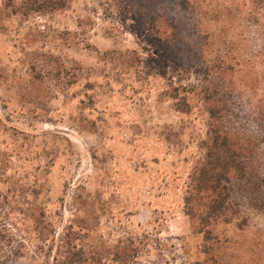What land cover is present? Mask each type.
I'll use <instances>...</instances> for the list:
<instances>
[{
  "label": "rangeland",
  "instance_id": "374dc122",
  "mask_svg": "<svg viewBox=\"0 0 264 264\" xmlns=\"http://www.w3.org/2000/svg\"><path fill=\"white\" fill-rule=\"evenodd\" d=\"M6 4L0 264H51L38 231L105 251L90 264H264V128L237 85L245 70L225 99L226 125L248 146L245 175L228 182L226 215L205 239L183 201L207 122L200 96L187 94L205 71L191 18L179 14L187 32L173 37L127 0H68L29 18ZM240 16L234 34L248 30L252 52V25Z\"/></svg>",
  "mask_w": 264,
  "mask_h": 264
},
{
  "label": "trees",
  "instance_id": "16d2710c",
  "mask_svg": "<svg viewBox=\"0 0 264 264\" xmlns=\"http://www.w3.org/2000/svg\"><path fill=\"white\" fill-rule=\"evenodd\" d=\"M128 1L136 8L145 7L143 17L160 20L162 28L159 29L164 33L171 31L173 37L187 32L181 29V24L187 19L179 17L184 13L188 21L189 18L193 21L190 30L202 41L201 58L205 71L196 86H187V94L200 96L205 107L206 132L200 143L204 152L192 170L183 201L186 215L197 224L199 233L209 239V226L226 215L231 194L228 182L241 180L245 175L246 165L242 155L248 146L226 125L232 104L225 100L233 97L231 94L235 93L237 76L243 70L247 79H240L237 85L244 93L249 91L252 120L264 128V0ZM67 3L68 0H7L6 5L13 14L29 18L63 10ZM242 13L245 25H252V52L244 50L248 30L245 37L244 33L234 34ZM174 91H178V87ZM185 100L184 96L182 101ZM183 105L186 110L191 109L188 102ZM260 178L264 183V172ZM70 233L58 235L59 238L55 239L53 236L48 238L50 232L44 234L38 231L37 239L42 247L48 243V248L55 251L51 264H90L89 260L105 256V251L100 254L75 245L73 239L68 238ZM2 249L3 246H0ZM5 252L8 256L7 248Z\"/></svg>",
  "mask_w": 264,
  "mask_h": 264
}]
</instances>
